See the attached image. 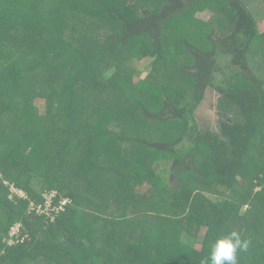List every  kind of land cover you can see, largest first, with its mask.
<instances>
[{
	"label": "trees",
	"instance_id": "16d2710c",
	"mask_svg": "<svg viewBox=\"0 0 264 264\" xmlns=\"http://www.w3.org/2000/svg\"><path fill=\"white\" fill-rule=\"evenodd\" d=\"M202 1L146 0L130 11L113 0L109 7H97V0H0V127L9 119L30 132L20 155L10 145L0 154V232L7 234L18 222L24 237L0 242V264L38 257L49 264H210L216 236L236 231L251 240L264 202L259 192L243 193L237 186L252 170L255 147L264 159V77L248 59L256 44L264 54V29L244 0H222L229 24L223 31L200 25L193 14ZM91 24L107 32L102 39L92 37L86 53L75 39L87 38ZM206 29L209 41L199 45ZM128 49L132 56L124 53ZM136 60L171 64L180 76L176 86L158 87L157 109L127 93V74L140 73L132 67ZM70 63V74L64 75ZM111 67L113 76L105 71ZM50 75L54 82L35 92ZM26 77L33 81L29 101L43 97L44 114L20 105L16 94L26 90ZM82 87L100 100L95 121L92 109L81 106ZM110 87L118 98L110 96ZM208 89L217 93L214 128L201 126L196 116ZM126 108L142 133L113 137L110 119L127 116H110ZM61 114L58 144L44 147L42 132ZM147 120L159 131L150 127L151 135H143ZM3 134L0 142L6 141ZM4 180L27 198L9 200ZM253 180L264 185L263 175ZM45 189L70 199L52 221L27 210ZM244 205L249 209L241 214ZM237 257L238 264H264L261 245Z\"/></svg>",
	"mask_w": 264,
	"mask_h": 264
},
{
	"label": "rangeland",
	"instance_id": "374dc122",
	"mask_svg": "<svg viewBox=\"0 0 264 264\" xmlns=\"http://www.w3.org/2000/svg\"><path fill=\"white\" fill-rule=\"evenodd\" d=\"M97 1H98L97 7H99L100 5H102V7H109L110 6L109 3L112 0H97ZM244 1L248 5V7L254 12L256 19H257V22L259 23L260 30H263L264 29V0H244ZM113 3L115 5V7L119 8L120 10L127 9V10L132 11V10H136L135 5H137L138 3H140V5L146 4V0H113ZM15 4L17 6H20V5L22 6V4L19 2H16ZM46 7L51 8L49 4H47ZM92 8H94V3L92 4ZM223 9H224V6H223L222 0H203L202 4L200 5V10H197L193 14V16H195L196 19L200 21V25L204 26V24L207 23V25L213 26L214 30L216 32H219V31H223L224 28H228V26H229V24L226 21V18L224 17L225 14H223V12H221ZM20 10H22V9H20ZM46 16H50V14H46ZM178 22L179 21L174 22L172 24H176ZM93 23L95 24V21ZM95 25L91 24L90 28L86 30V33L88 36L87 38L85 37L83 39H81V38L77 39V40L75 39V41L78 42L80 49L85 51L86 53L90 52V48H91L90 45L92 44V40H94V38H92V37L96 36L97 38L102 39L104 37V34L107 32V27H100V29L95 30ZM87 26H88L87 23L81 25V27L83 29L79 27L78 31H81V30L84 31ZM202 31L204 32V38L198 37L199 45H204L206 42L209 41V38L207 37L208 29H206L205 31L204 30H202ZM79 35L80 34L78 33L77 35H74V36L78 37ZM195 42H197V40H195ZM256 48L258 50H255L254 52H250L248 55L249 63L251 64L252 69L259 76L264 77V54L262 51L263 49H261L262 44H256ZM259 49H261V51H259ZM128 50L127 51L124 50V53H126L127 56H132L131 55L132 53H130V50L129 51ZM148 62H149V60H146L144 62H140V61L136 60L134 62V65L132 67L133 68L136 67V69L138 71H140V73L137 74V72H136L131 77H130V75L127 74L128 78H130V80L126 84V90H127V93L130 95L131 98H140L141 101L143 102V104L147 105L149 108L157 109V106L159 104L158 87L160 85L176 86L174 83H175L176 79H180V76L178 73H176L173 70V67L170 66L171 64L162 65L161 63H156L154 65H151V64H148ZM70 65H71V63L67 66L68 68L65 71H63L64 75L70 74V72H69ZM108 66L109 65L106 64L104 69L108 68ZM121 69L125 73H128L127 70H124L123 68H121ZM105 71H106V74L113 76L112 75L114 72L113 67H111ZM51 76L52 75L47 76V79L43 82V84H42V82L38 83L36 88L34 89L35 92L39 91L40 89H42V90L47 89L48 85L50 83H53L55 80V77L54 76L51 77ZM114 76H116V75H114ZM57 79H58V81L63 82L64 76L60 75V78H59V75L57 74ZM30 80L31 79H29V77H26L25 78V84H24V86L26 87V90H24V89L20 90L19 89V91L16 94L18 97V100L20 102V105L25 110L27 108H29L31 110V112H33V113L35 112L34 108H37L40 113L44 114L45 99L43 97L37 96L32 101H29L30 100L29 99L30 92H28V88H29V86H31V84L33 86V81L31 82ZM139 80L142 82L143 85L138 86L136 88L135 82H137ZM109 94H110V96H114V98H118V94H117L115 88H113V87L109 88ZM77 95L81 97V101H80L81 106L87 105L88 107H90L92 109V112H90L91 113V119L95 121L97 119L98 115H94V112L97 111V106H98L97 103H100V100L96 99L95 95H93L92 91H89L85 87H82L78 91ZM83 99H85L86 102L83 101ZM216 99H217V93H215L213 90L208 89L205 93L203 101L201 102L199 107L196 109V116H197V119H198L201 126L209 125L213 128L215 127V123L217 120L215 117V114L217 111L216 110V101H217ZM29 102H31V104H29ZM113 105H115V104L113 103ZM25 110H22V111H25ZM122 112L125 113V115L127 117H123L122 119L120 117L113 118V119H110V121L108 123L107 128L111 129V133L113 134V137H116L117 133L119 134L120 132H121V134L123 132V134H125L126 136H130L133 134L134 135H136V134L140 135L142 133V132H139L140 126H139V124L135 123L138 119L137 120L134 119L135 116L133 117L129 108H126L124 110H119L117 112L114 111L110 117H114V116H116ZM11 115H13V114H11ZM63 117H64L63 114H61L59 117H56L55 121L52 123V127H50V130L47 127L42 132V136L44 139L43 143H45V142L47 143V144L45 143L46 146H44V147L49 146L51 148L52 146L58 144L59 128H57V127H59V125H62V123H64L65 120L62 121ZM4 118H6V116H4ZM147 121H149V120H147ZM147 123H146L147 127L144 128L143 135L144 134L151 135L149 133L150 127H152V129H153V133L159 131L157 126H156L157 128H155V126L153 125V122L149 121ZM118 124H120L121 126L118 127ZM163 125L169 127L168 124H163ZM9 131L11 132V135H7V134H10ZM0 134H3L4 137L6 135V141L0 142V154L3 153L4 150L10 145L13 148L15 155H17V156L20 155V151H21L22 147L24 146V143H26V139H28L30 136V132L28 131L27 128H25L24 126H17L15 124H12L9 119H6V120L2 119L1 120ZM20 137H23L24 141H17L16 138H20ZM9 138H12L11 142H9V140H10ZM114 140H115V138H114ZM122 144L124 147H131L132 146L131 143L126 142V141H124ZM41 146H42L41 144L37 145V148H40ZM132 148H133V146H132ZM76 150L77 149H75L74 152H76ZM28 151H26L25 154H27ZM260 155H261V152L259 151V146H257V147H255L253 153L251 154L250 160H249V162L251 163L250 165L252 166V170H251L249 176L240 177V180H242L243 183L237 187L243 193H247L248 191L250 192V194H252L253 192H259V194L261 195L260 197L262 198V200L264 202V185L261 186V183H258L255 180H253V178L257 174L264 176V159L261 158ZM59 177H64V174L63 173H62V175L59 174ZM166 177H168V175H166ZM39 181L41 183H43V180L41 178H39V179L34 178L33 179V183L38 184V185H40ZM3 184L7 185V187H8L7 198L13 202L17 201L16 197L19 196V195H17V193H13L11 197L9 196L11 194V192H10L11 185L10 184H12L14 187H17V186L14 185L12 182H8V180H4ZM45 190H47V189H45ZM45 190H43V191H45ZM53 190L57 191V189H53ZM22 193L25 197L27 196V194L24 190H22V192L20 194H22ZM61 196L63 198H65L67 200V202L70 201V199L68 197L63 196V195H61ZM25 197L19 196L17 198H25ZM255 202L257 203L255 208H258V205H259L258 202L257 201H255ZM162 209L164 210L166 208H162ZM248 209L249 208L245 206L242 208L240 213L242 214L244 211H246ZM27 210H30V208H27ZM165 214H168V213H165ZM16 223H18V222H16ZM16 223H14V224H16ZM256 223H257L256 229L251 236V240L249 241L250 243H252V245H249V247H253V244L261 245V252H262V254H264V213L262 215H260L259 220H256ZM13 225H11V226H13ZM204 231H205V229L202 228L200 230V232H201L200 235L196 238V240H194L195 245L197 247H201L200 240L203 238ZM2 232L3 231L0 232V242H6V238H7L9 229L7 231V234L3 235ZM251 233H252V230H251ZM26 261H28L30 264H49V262L46 259H44V257H38L36 261L24 259L22 261V263L26 264Z\"/></svg>",
	"mask_w": 264,
	"mask_h": 264
},
{
	"label": "built area",
	"instance_id": "2783aa9c",
	"mask_svg": "<svg viewBox=\"0 0 264 264\" xmlns=\"http://www.w3.org/2000/svg\"><path fill=\"white\" fill-rule=\"evenodd\" d=\"M9 195L12 196L13 193H17V195L25 197L22 194V189L14 187L12 184ZM17 196V197H19ZM16 197V196H15ZM27 198V196L25 197ZM16 202V201H15ZM67 204V200L61 196L60 193L57 191L51 189V190H45L42 193L41 200L38 202L30 201L29 206L27 208H30V211H34L37 214H45L46 217H48L49 220H54V218L62 212L65 209V205ZM24 237L21 234V227L19 223L14 224L9 229V234L6 238V241L8 244H13L17 242L23 241Z\"/></svg>",
	"mask_w": 264,
	"mask_h": 264
},
{
	"label": "clouds",
	"instance_id": "9594fccd",
	"mask_svg": "<svg viewBox=\"0 0 264 264\" xmlns=\"http://www.w3.org/2000/svg\"><path fill=\"white\" fill-rule=\"evenodd\" d=\"M249 243L236 231L216 236L210 247V264H238L237 253L247 251Z\"/></svg>",
	"mask_w": 264,
	"mask_h": 264
}]
</instances>
